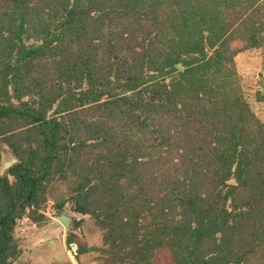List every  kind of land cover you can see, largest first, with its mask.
Wrapping results in <instances>:
<instances>
[{"label": "trees", "instance_id": "1", "mask_svg": "<svg viewBox=\"0 0 264 264\" xmlns=\"http://www.w3.org/2000/svg\"><path fill=\"white\" fill-rule=\"evenodd\" d=\"M262 45L264 0H0V264L50 196L108 264H264Z\"/></svg>", "mask_w": 264, "mask_h": 264}, {"label": "rangeland", "instance_id": "2", "mask_svg": "<svg viewBox=\"0 0 264 264\" xmlns=\"http://www.w3.org/2000/svg\"><path fill=\"white\" fill-rule=\"evenodd\" d=\"M239 53V52H238ZM238 53L235 55V62L238 72L241 74L242 77V84L244 92L247 94L248 98L253 101V106L259 114L261 118L264 119V101H256V92L259 90V92L264 94V45L260 46L259 48H256L253 50V53H251V58L249 61L245 60V57L238 55ZM2 161L5 160H11L16 158L13 156V154L8 150L6 146H4L2 150ZM1 170V167H0ZM5 170V168H4ZM3 170V171H4ZM64 185H59L57 189H52L55 196H58L60 193L65 191ZM73 202L71 200H66L64 205L62 206L61 210H57L54 207V199L50 196L47 198L46 202L42 206L41 210L44 211V215L46 218L39 221L40 223L47 222L46 224L50 227L52 224H57L58 231H56V237L53 238V236H48L46 239H43L44 241H38L34 244H31L33 238H32V232L31 234H28L30 231L35 230V225H39L40 223L37 221L31 220L30 217L24 216L22 217L18 223L16 224V235L22 239H26L29 237L30 239H26L27 241H30L28 246H30V249L27 251H23L19 254L16 260L10 264H74L72 259L69 256V249H70V243H66L61 240L62 232L67 231L66 235L70 233H76L78 234L80 241L82 244H87L85 240V234H89L90 236L94 237L95 233L90 232L89 230H83L81 227L82 221H85L88 215H80V213L72 210ZM69 209V213L68 210ZM69 214L70 216V222H68V227L65 228V224L57 217V215L61 214ZM94 220V218H93ZM93 222V221H92ZM95 222V221H94ZM93 222V223H94ZM94 229L99 230L100 232V242L98 244L93 245H87L88 249H78L79 246L78 243L76 244V250L77 252L74 254V258L77 259V262L82 260V262L78 264H108L105 260L106 258V252H102L100 249L103 245V239H102V230L100 227L94 223ZM64 227V228H63ZM62 231V232H61ZM93 233V234H92ZM87 234V235H88ZM44 237V238H45ZM76 243V242H73ZM61 244V245H60ZM27 246V245H26ZM104 250V249H103ZM82 258H81V257ZM28 258V260H26ZM80 258V259H79ZM161 259V258H160ZM163 259V258H162ZM116 264V263H112Z\"/></svg>", "mask_w": 264, "mask_h": 264}, {"label": "crops", "instance_id": "3", "mask_svg": "<svg viewBox=\"0 0 264 264\" xmlns=\"http://www.w3.org/2000/svg\"><path fill=\"white\" fill-rule=\"evenodd\" d=\"M256 48H259V47L244 49L242 51H239L238 55H240L242 57L244 56L245 57V60L249 61L250 58H251L250 57L251 56V53H253V50L256 49ZM80 215H82V217H84L83 214H80ZM85 219H86L85 221H82V223H80L81 224V227L80 228H82L83 230H86V231L89 230L90 232H94L95 233V236L94 237L90 236L88 233H87L88 235L85 234V240L87 242L86 245L98 244L100 242L101 236H100L99 230L98 229L97 230L94 229V226L93 225H94L95 222H94L93 218L87 216V218H85ZM46 223L47 222H43V223H40L37 226L35 225V230L34 231H30L28 233V234H31V232H32V235H33L32 236L33 240L31 241L32 242L31 244H34V243H36L38 241H44L43 239H46V237H48V236H53V238L56 237L55 236L56 235V231H58V228H59L57 226V224L56 223L55 224H52L49 227ZM66 232H67L66 230L63 231L62 232V237L60 238L64 242L66 241ZM26 239H30V238L27 237ZM26 239H23V241H22V245L24 246L23 251H27L28 249H30V246H28V244L30 243V241H27ZM72 242H75V241H72ZM68 251H69V256L72 259V261L74 262V264H78L79 262L80 263L82 262V260L80 258H79L80 261L77 262V259L73 257L74 254H72L70 250H68ZM18 259H19V257H18ZM26 260H28V258H26Z\"/></svg>", "mask_w": 264, "mask_h": 264}, {"label": "water", "instance_id": "4", "mask_svg": "<svg viewBox=\"0 0 264 264\" xmlns=\"http://www.w3.org/2000/svg\"><path fill=\"white\" fill-rule=\"evenodd\" d=\"M13 161H14V159L3 161L0 173H2L4 168L9 166ZM67 210H68V213H69V209H67ZM57 217L63 222V224H65V228H67L68 227V222H70L69 214H63V212H61V214L57 215Z\"/></svg>", "mask_w": 264, "mask_h": 264}, {"label": "built area", "instance_id": "5", "mask_svg": "<svg viewBox=\"0 0 264 264\" xmlns=\"http://www.w3.org/2000/svg\"><path fill=\"white\" fill-rule=\"evenodd\" d=\"M70 245L71 246H70V249L69 250L71 251L72 254H75L77 252V250H76V243H73L72 242V244L70 243Z\"/></svg>", "mask_w": 264, "mask_h": 264}]
</instances>
